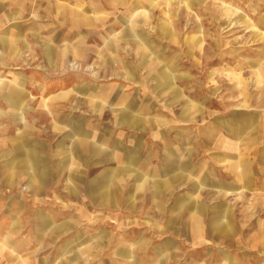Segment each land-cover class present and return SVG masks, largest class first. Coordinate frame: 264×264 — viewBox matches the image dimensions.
Instances as JSON below:
<instances>
[{"label": "rangeland", "instance_id": "rangeland-1", "mask_svg": "<svg viewBox=\"0 0 264 264\" xmlns=\"http://www.w3.org/2000/svg\"><path fill=\"white\" fill-rule=\"evenodd\" d=\"M262 140L264 0H0V264H264Z\"/></svg>", "mask_w": 264, "mask_h": 264}, {"label": "crops", "instance_id": "crops-1", "mask_svg": "<svg viewBox=\"0 0 264 264\" xmlns=\"http://www.w3.org/2000/svg\"><path fill=\"white\" fill-rule=\"evenodd\" d=\"M7 44V42H6V40H5V38H4V40H3V45H6ZM175 90V89H174ZM183 99V98H182ZM190 100L188 99V100H185V102L187 103V102H189ZM183 107H184V109L185 108H189V105L188 106H185V105H183ZM191 108H189L190 110H193L194 109V105H191L190 106ZM232 117V116H231ZM229 123H231V122H226V123H224V127H227L228 128V130L230 131V132H232L233 134H236V135H239L240 134V132H241V130L243 129V127L244 126H242V123L241 122H235V123H233V124H236L237 126L236 127H234V128H236V129H234V130H231V128L229 127ZM262 141H264V140H262ZM259 143H261V141L259 140ZM262 145H264V144H262ZM261 157H264V152H261Z\"/></svg>", "mask_w": 264, "mask_h": 264}]
</instances>
